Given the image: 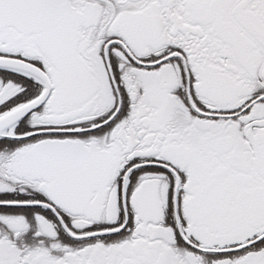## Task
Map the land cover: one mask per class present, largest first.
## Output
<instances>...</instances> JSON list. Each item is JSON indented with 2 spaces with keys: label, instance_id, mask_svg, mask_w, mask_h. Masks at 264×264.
<instances>
[{
  "label": "snow or ice",
  "instance_id": "obj_1",
  "mask_svg": "<svg viewBox=\"0 0 264 264\" xmlns=\"http://www.w3.org/2000/svg\"><path fill=\"white\" fill-rule=\"evenodd\" d=\"M0 264H264V0H0Z\"/></svg>",
  "mask_w": 264,
  "mask_h": 264
}]
</instances>
